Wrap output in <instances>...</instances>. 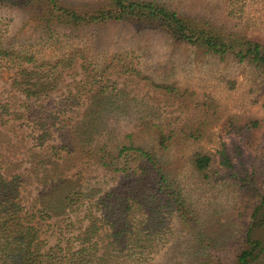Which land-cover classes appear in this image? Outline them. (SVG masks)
I'll return each instance as SVG.
<instances>
[{
    "label": "trees",
    "instance_id": "16d2710c",
    "mask_svg": "<svg viewBox=\"0 0 264 264\" xmlns=\"http://www.w3.org/2000/svg\"><path fill=\"white\" fill-rule=\"evenodd\" d=\"M0 6L29 11L35 26L41 27L38 31L46 29L42 32L54 44L62 42L54 24L96 28L129 22L161 30L173 43L252 65L264 90V31L234 30L205 11L188 14L180 6L152 0H102L83 5L62 0H0ZM247 8L253 10L247 15L264 18V5L257 8L252 2ZM15 52L0 40V65H6L1 74H9V81L0 76L8 84L7 100L0 103V264H154L174 235L173 223L189 225L197 217L172 171L159 158L177 140L193 145L184 164L196 180H215L222 177V169L227 178L239 179L242 190H255L240 151L236 164L222 147L217 151L219 167H214L212 154L199 145L200 119L220 118L218 112L213 115L202 109L204 101L187 106L184 93L177 92L184 112L163 118L153 102L119 95L121 88L115 87L106 72L129 76L123 66L116 71L109 61L89 71L83 60H74L75 55L66 50L51 62L37 60L30 51ZM75 61L81 74L73 82L88 85L93 93L81 99L75 98L77 88L73 93L67 89L65 99L50 103L47 95ZM154 86L151 99L176 93L172 84ZM79 100L88 104L85 110L75 117L72 108L70 114L63 113L67 105L79 106ZM106 105L116 108L117 114L126 113L131 130L115 131L118 115L109 120ZM196 109L203 112L195 115ZM240 118L232 114L220 124L225 133H236L251 148L254 133L263 125L252 117L239 123ZM141 131L150 133V143H138ZM235 146L241 147L240 143ZM263 207L262 194L234 264H259L263 257L264 240L253 234L264 224L258 214ZM192 240L203 247L210 239L196 232ZM206 260L192 259L188 264H208Z\"/></svg>",
    "mask_w": 264,
    "mask_h": 264
},
{
    "label": "rangeland",
    "instance_id": "374dc122",
    "mask_svg": "<svg viewBox=\"0 0 264 264\" xmlns=\"http://www.w3.org/2000/svg\"><path fill=\"white\" fill-rule=\"evenodd\" d=\"M62 1L70 5L73 3L83 5L95 4L102 0ZM152 1L180 6L188 14L205 11L216 17L218 22H225L234 30L247 32L251 29L256 33L264 31V18L246 13L250 9L247 8V4L253 2V5L259 8L264 5V0ZM205 6L208 9L205 10ZM29 14L30 12L24 9L0 6V40L3 47L17 50L15 53L30 51L37 60L44 62H51L66 50V54L75 55L74 60H83L89 71L99 69L109 61L110 65L116 66V71H120L123 66L127 69L126 73L130 72L129 76L115 73L110 75L112 70L109 69L106 72L108 78L114 79L115 87L121 88L122 93L119 95L133 97L137 102L141 100L153 102L156 112L163 118L179 115L180 111L184 112L185 106L178 102L177 92L184 93V99L188 101L187 106L192 105L189 102L204 101L203 110H208L213 115L219 113V120L214 119L216 123L196 118L195 123L199 119L202 121L197 125L203 133L198 143L212 154L214 167H219L217 151L222 147L236 164H239L241 159L238 152L240 151L243 165L253 180L255 190L245 188L242 190L239 187V179L227 178L222 169L220 170L222 177L215 180L208 182L196 180L184 164V159L193 149V145L181 140L174 142L170 150L159 153V158L172 171L197 217L191 220L189 225L173 223L174 235L160 254L156 255L154 264H188L192 259L194 261L204 257L207 258L205 262L208 264H234L235 255L244 246V234L251 221L253 209L258 205L260 195H264V90L260 88L257 70L250 64L235 61L227 56L217 58L190 45L173 43L161 30L143 29L129 22H110L96 28L92 25L71 28L64 24H54L60 39L62 38L61 43L54 44L48 39L47 33L42 32H46V29L38 31L41 27L35 26ZM251 16L254 17L253 20L249 19ZM254 21L255 25L252 24ZM251 26L253 28H250ZM78 54L82 55V58ZM76 61L65 69L62 77H58L55 88L47 95V101L60 102L61 99H65L67 89L73 93L77 88L75 98L81 99L93 93L88 85H75L73 82V79H78L81 74ZM5 66L1 63L0 76ZM8 76V72L4 71L2 76L4 81H9ZM144 76L149 80L142 81ZM4 81L0 77V103L7 100L5 96L8 84ZM143 82L150 83H147L146 87ZM155 84H172L176 93L151 99L149 97H155L152 91ZM80 100L79 106L67 105V110L61 112L70 114L68 110L72 108L75 117L76 113L82 112L88 105L81 104ZM76 101L73 100L74 103ZM106 106L108 109L105 111L106 117L109 120L112 121L114 115H118L117 121L113 123L115 131L131 130L126 113L117 114L116 108ZM203 110L196 109L195 115H200ZM232 114L241 116L239 123L251 117L261 121L263 126L254 133L256 138L251 148L240 142L236 133L227 134L223 130L221 121ZM67 123L66 121L63 125ZM141 132L137 138L138 143H150V133ZM236 143H240L241 147L237 149ZM258 214L264 217V207ZM196 232H202L210 239L203 243V247L194 245L192 237ZM253 234L264 240V224L255 228ZM259 264H264V255Z\"/></svg>",
    "mask_w": 264,
    "mask_h": 264
}]
</instances>
